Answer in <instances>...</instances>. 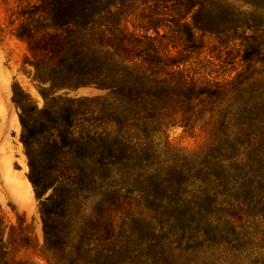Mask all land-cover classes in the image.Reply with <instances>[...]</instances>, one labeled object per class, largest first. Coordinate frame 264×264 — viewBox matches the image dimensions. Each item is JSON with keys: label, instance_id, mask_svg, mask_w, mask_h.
<instances>
[{"label": "trees", "instance_id": "16d2710c", "mask_svg": "<svg viewBox=\"0 0 264 264\" xmlns=\"http://www.w3.org/2000/svg\"><path fill=\"white\" fill-rule=\"evenodd\" d=\"M9 24L13 37L25 45L21 68L40 88L47 86L39 92L42 108L18 87L12 93L27 180L41 200L44 245L50 253H63L69 225L54 218L63 221L69 210L99 196L92 215L81 221L73 248L77 257L93 253L95 264H116L129 252L125 240L131 229L115 223L118 183L110 176L127 160L129 147L119 131L104 127L118 122L97 97L81 100L68 94L84 88L106 91L146 115L155 108L137 101L166 92L144 81L161 85L164 71L182 85L175 93L190 111L195 99L210 95L211 85L191 70L189 56L176 50L175 41L193 44L196 35L228 33V60L236 64L228 67V210L219 208L228 211V220L194 222L200 212L215 210L212 201L200 209L198 198H178L170 175L165 180L150 175L145 193L152 208L169 216L181 202L182 212L176 213L180 222L147 223L144 231L148 255L154 258L162 256V239L168 237L173 239L168 247L185 252L204 243L211 248L222 244L231 264L251 257L258 262L264 253V0H22ZM162 27L168 34L160 33ZM134 60L145 65L144 80L126 67Z\"/></svg>", "mask_w": 264, "mask_h": 264}, {"label": "rangeland", "instance_id": "374dc122", "mask_svg": "<svg viewBox=\"0 0 264 264\" xmlns=\"http://www.w3.org/2000/svg\"><path fill=\"white\" fill-rule=\"evenodd\" d=\"M20 1L0 0V261L6 264H95L93 253L77 257L73 248L81 221L92 215L99 196L90 197L77 209L69 210L63 221L54 218L55 223L69 225L70 239L63 253L59 250L50 253L44 245L39 215L41 200L36 199L27 180V160L19 140V109L12 102V93L18 87L42 108L39 92L47 86L40 88L21 68L25 45L13 37V26L9 24L10 15ZM145 15H150V11H145ZM142 19L145 21V16ZM159 31L168 34L164 27ZM175 46L177 51L189 56L191 70L211 85L210 95L195 99L190 111L180 104L175 93L182 85L164 71L158 78L163 84L144 81L153 90L166 92L159 98L137 101L140 107L151 104L155 108L146 115L123 97H114L106 91L84 88L68 94L69 98L81 100L97 97L98 103L113 112L118 122L117 125L104 124V127L119 131L118 135L128 143L130 160L123 159L110 173L118 183V203L113 207L115 223L120 227L129 225L131 229L127 240L124 234L120 235L122 242L125 240L131 245L116 264H231L226 245L211 248L204 243L199 249L185 252L172 245L168 247L173 242L168 237L162 239V256L148 255L146 224L178 223L176 213L182 212L179 210L181 202L175 206L177 212L169 216L166 210L152 208L153 203L145 193L150 175L162 180L170 175L176 180L174 189L178 190V198H198L200 209L205 210L212 201L215 210L210 214L200 212L194 222L225 223L228 220V211L219 208L228 210V67L236 64V59L228 60V33L221 37L196 35V43L179 40L175 41ZM170 50L175 52L173 48ZM126 67L144 80L145 65L139 60ZM241 264H264V253L257 263L251 257L241 259Z\"/></svg>", "mask_w": 264, "mask_h": 264}]
</instances>
